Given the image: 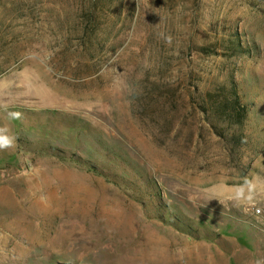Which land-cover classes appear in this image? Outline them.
Instances as JSON below:
<instances>
[{
  "label": "rangeland",
  "instance_id": "obj_1",
  "mask_svg": "<svg viewBox=\"0 0 264 264\" xmlns=\"http://www.w3.org/2000/svg\"><path fill=\"white\" fill-rule=\"evenodd\" d=\"M0 128V264H264V0H0Z\"/></svg>",
  "mask_w": 264,
  "mask_h": 264
},
{
  "label": "clouds",
  "instance_id": "obj_2",
  "mask_svg": "<svg viewBox=\"0 0 264 264\" xmlns=\"http://www.w3.org/2000/svg\"><path fill=\"white\" fill-rule=\"evenodd\" d=\"M8 117L11 119H20L21 113L8 111ZM15 142V137L8 134L6 128H0V150L8 149L13 147ZM264 194V188L259 187L253 180L245 179L242 184L235 186L234 194L230 199L237 206H245L246 208L255 207L257 203V198ZM259 213L260 209L256 208Z\"/></svg>",
  "mask_w": 264,
  "mask_h": 264
},
{
  "label": "trees",
  "instance_id": "obj_3",
  "mask_svg": "<svg viewBox=\"0 0 264 264\" xmlns=\"http://www.w3.org/2000/svg\"><path fill=\"white\" fill-rule=\"evenodd\" d=\"M233 104H234V106H233L234 108H236V106H237V107H240V103H239V101H236V102L233 103ZM218 105H219L218 103H217V105L214 104V106H218Z\"/></svg>",
  "mask_w": 264,
  "mask_h": 264
}]
</instances>
